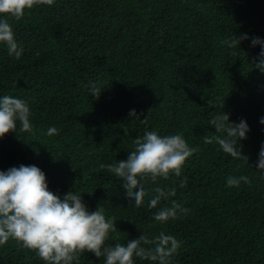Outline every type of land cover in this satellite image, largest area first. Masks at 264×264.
<instances>
[{"label":"trees","instance_id":"obj_1","mask_svg":"<svg viewBox=\"0 0 264 264\" xmlns=\"http://www.w3.org/2000/svg\"><path fill=\"white\" fill-rule=\"evenodd\" d=\"M9 23L25 51L16 59L0 45V95L28 100L34 129L0 138V169L36 164L54 193L84 192L90 211L101 205L117 220L122 244L141 231L176 236L183 243L174 264H264V172L255 168L264 142V74L251 65L260 47L222 43L234 33L264 37V0H54ZM91 82L100 95H91ZM132 109L148 124L131 118ZM220 110L249 124L240 142L246 157L204 143ZM49 126L58 132L48 136ZM153 128L182 133L198 151L181 176L149 180L144 204L135 207L99 164L126 159L133 140ZM239 175L250 182L227 185ZM157 186H175L163 203L189 211L155 222L147 203ZM0 264L45 262L9 239ZM80 264L103 259L86 252Z\"/></svg>","mask_w":264,"mask_h":264},{"label":"clouds","instance_id":"obj_2","mask_svg":"<svg viewBox=\"0 0 264 264\" xmlns=\"http://www.w3.org/2000/svg\"><path fill=\"white\" fill-rule=\"evenodd\" d=\"M53 3L54 0H0V45L6 48L9 56L20 59L25 51L9 18L19 20L26 9ZM243 40H249L252 47L259 45L258 56L251 65L264 74V37L234 33L231 39L222 43L236 48ZM89 92L94 96L101 93L95 82L90 83ZM129 115L148 124L149 117L141 119L135 109L130 110ZM32 116L28 100L0 95V138L18 130L31 133L34 129ZM259 122L264 125V116ZM209 125L214 126L215 131L203 135L204 143L218 145L233 158L241 157L240 142L250 131L246 119L231 121L230 114L220 110L210 117ZM57 132L55 126L46 130L48 136ZM197 151L198 148L190 146L182 133L161 135L153 128L133 140L126 159L100 163L99 167L114 174L121 181L130 204L140 207L149 194L150 190L145 187L149 180L155 182L170 174L181 176L186 161ZM255 168L264 172V142H261ZM241 182L249 183V177L239 175L226 179L229 186L239 187ZM73 187L62 195L54 193L49 188L46 173L36 164L0 169V245L9 239L16 240L21 247L33 250L45 264H80L81 254L86 252L102 258L103 264H136L137 258L152 264H174L183 241L161 230L153 235L141 231L137 238L127 239L126 244H122L115 237L117 220L107 216L101 205L90 211L83 199L84 192L78 193ZM151 191L155 194L148 200L147 207L156 209L152 213L155 222L164 224L189 211L175 200L170 204L163 203L176 195L175 186H157ZM109 240L116 242L109 243Z\"/></svg>","mask_w":264,"mask_h":264}]
</instances>
